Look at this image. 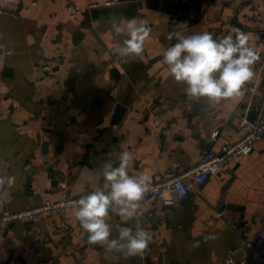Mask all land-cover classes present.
Listing matches in <instances>:
<instances>
[{
	"label": "crops",
	"instance_id": "0c3cea01",
	"mask_svg": "<svg viewBox=\"0 0 264 264\" xmlns=\"http://www.w3.org/2000/svg\"><path fill=\"white\" fill-rule=\"evenodd\" d=\"M90 1L102 6L87 9ZM109 1L115 5L105 6ZM120 17L150 27L140 57L119 56L125 34H115L111 22ZM180 24L217 38L239 29L262 56L264 0H0V215L59 200L62 179L68 196L79 199L102 185L104 160L123 150L133 155L130 174L158 182L242 137L241 124L253 119L263 90L261 56L239 96L219 103L189 97L161 59L174 42L168 32ZM52 60L51 70L36 69ZM196 102L204 105L197 109ZM140 208V223L153 236L144 255L125 258L106 243L89 244L69 210L1 224L0 264L241 259L246 239L264 234V138L173 209L155 198L143 199ZM109 222L115 237L136 218L113 213Z\"/></svg>",
	"mask_w": 264,
	"mask_h": 264
},
{
	"label": "clouds",
	"instance_id": "9594fccd",
	"mask_svg": "<svg viewBox=\"0 0 264 264\" xmlns=\"http://www.w3.org/2000/svg\"><path fill=\"white\" fill-rule=\"evenodd\" d=\"M115 34H125L119 44L122 58L140 57L150 27L136 17L113 18ZM234 34L217 38L210 31L185 32L182 24L167 34L174 41L163 50L161 59L172 78L185 85L192 98H207L216 103L239 96L255 76L254 65L261 52L252 46L250 36L239 29ZM111 154H109V157ZM133 155L129 150L119 153L116 160L108 158L102 164L103 183L75 200L72 211L85 230L89 244L106 243L125 258L144 255L153 239L149 228L139 220L145 193L151 187V177L130 174ZM12 177L6 181L13 183ZM125 220L136 218L135 225L123 224L118 236L111 235V214Z\"/></svg>",
	"mask_w": 264,
	"mask_h": 264
},
{
	"label": "built area",
	"instance_id": "2783aa9c",
	"mask_svg": "<svg viewBox=\"0 0 264 264\" xmlns=\"http://www.w3.org/2000/svg\"><path fill=\"white\" fill-rule=\"evenodd\" d=\"M144 1V0H143ZM176 2L177 0H169ZM188 2V0H181ZM257 2V0H247ZM105 6H114L115 2L109 1ZM102 4L98 2H88L87 9L100 8ZM73 13H81L79 7L68 8ZM263 53L260 60L261 78L264 83V35L261 38ZM54 60L46 62L43 65L36 66L37 70H51ZM241 127L244 131L242 137L234 144L225 146L220 153L207 152L200 161L193 167L174 172L170 177L158 182H151V187L145 193L144 198H155L160 201L166 208L175 207L180 204L192 191L195 186L203 185L211 176L227 168L231 163L239 160L243 156L249 155L254 149L255 142L264 138V84L259 101L254 108V117L252 120H243ZM62 189V195L59 200H45L40 206L11 212L5 210L0 215V225L13 222L30 223L42 216H48L54 213H60L72 210V204L77 198H72L66 193L68 183L65 179L59 181ZM143 211L140 208V217ZM139 217V218H140ZM264 234L255 240L246 239L242 250V258L237 259L230 254L227 264H251L258 262L264 264Z\"/></svg>",
	"mask_w": 264,
	"mask_h": 264
},
{
	"label": "water",
	"instance_id": "95a60500",
	"mask_svg": "<svg viewBox=\"0 0 264 264\" xmlns=\"http://www.w3.org/2000/svg\"><path fill=\"white\" fill-rule=\"evenodd\" d=\"M78 38V37H77ZM201 105H204V104H201L200 102H196L195 103V106L196 108L198 109L199 107H201ZM169 209H173V207H168ZM264 248V247H263Z\"/></svg>",
	"mask_w": 264,
	"mask_h": 264
}]
</instances>
